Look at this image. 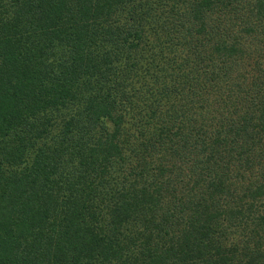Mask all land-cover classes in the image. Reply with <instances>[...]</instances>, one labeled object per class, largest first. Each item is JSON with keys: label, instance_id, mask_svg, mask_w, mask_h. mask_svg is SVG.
Masks as SVG:
<instances>
[{"label": "trees", "instance_id": "obj_1", "mask_svg": "<svg viewBox=\"0 0 264 264\" xmlns=\"http://www.w3.org/2000/svg\"><path fill=\"white\" fill-rule=\"evenodd\" d=\"M0 264H264V0H0Z\"/></svg>", "mask_w": 264, "mask_h": 264}, {"label": "rangeland", "instance_id": "obj_2", "mask_svg": "<svg viewBox=\"0 0 264 264\" xmlns=\"http://www.w3.org/2000/svg\"><path fill=\"white\" fill-rule=\"evenodd\" d=\"M182 53H183V52H182ZM212 114H213V110H210V111L207 113V115L205 116V118L210 119L211 116H212Z\"/></svg>", "mask_w": 264, "mask_h": 264}]
</instances>
